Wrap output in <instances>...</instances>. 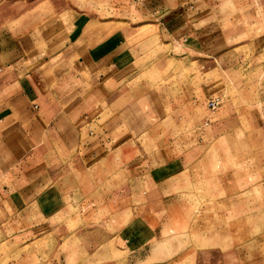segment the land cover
<instances>
[{"label": "rangeland", "instance_id": "1", "mask_svg": "<svg viewBox=\"0 0 264 264\" xmlns=\"http://www.w3.org/2000/svg\"><path fill=\"white\" fill-rule=\"evenodd\" d=\"M200 1L210 56L141 26L133 0H0V45L62 13L150 85L175 72L214 85L204 101L146 95L162 143L135 140L134 155L161 150L162 166L131 173L118 155L84 166L57 153L45 177L1 201L0 264H264V0Z\"/></svg>", "mask_w": 264, "mask_h": 264}, {"label": "crops", "instance_id": "2", "mask_svg": "<svg viewBox=\"0 0 264 264\" xmlns=\"http://www.w3.org/2000/svg\"><path fill=\"white\" fill-rule=\"evenodd\" d=\"M133 8L161 40L213 54L216 35L203 1L133 0ZM113 56L98 53L62 13L0 45V203L45 177L57 153L74 152L84 166H108L118 155L131 173L167 162L161 150L134 155L135 140L142 144L153 134L162 143L158 122L149 123L161 113L145 106L146 95L156 102L204 101L214 85L206 76L180 81L176 72L168 84L150 85L126 52L117 61Z\"/></svg>", "mask_w": 264, "mask_h": 264}, {"label": "built area", "instance_id": "3", "mask_svg": "<svg viewBox=\"0 0 264 264\" xmlns=\"http://www.w3.org/2000/svg\"><path fill=\"white\" fill-rule=\"evenodd\" d=\"M206 104L209 109L213 110L218 106L219 100L217 98H212L209 99Z\"/></svg>", "mask_w": 264, "mask_h": 264}]
</instances>
